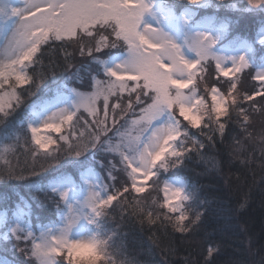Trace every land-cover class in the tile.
Returning <instances> with one entry per match:
<instances>
[{
    "label": "snow or ice",
    "instance_id": "1",
    "mask_svg": "<svg viewBox=\"0 0 264 264\" xmlns=\"http://www.w3.org/2000/svg\"><path fill=\"white\" fill-rule=\"evenodd\" d=\"M56 44L76 45L88 62L65 52L62 69L44 71ZM249 69L250 92L240 87ZM85 80L84 90L71 86ZM261 109L264 0H0V182L22 187L0 193V264H117L118 233L106 227L116 209L141 229L187 235L201 214L189 215L186 184L163 174L223 144L234 113L251 139ZM22 140L27 168L9 159ZM150 189L163 192L165 211L148 206Z\"/></svg>",
    "mask_w": 264,
    "mask_h": 264
},
{
    "label": "trees",
    "instance_id": "2",
    "mask_svg": "<svg viewBox=\"0 0 264 264\" xmlns=\"http://www.w3.org/2000/svg\"><path fill=\"white\" fill-rule=\"evenodd\" d=\"M253 27L250 22H242L237 31L251 39L255 34ZM65 52L72 53L70 59L75 65L89 60L79 55L74 44L65 45L63 52L59 44L54 45L53 51H47L46 46L44 71L50 62L62 69ZM211 67L207 77L209 84L216 82L214 68ZM65 74L58 70L57 79L63 82ZM87 83L85 80L84 85L71 86L84 89ZM254 83L249 84L248 80L242 79L240 87L249 91V85L252 91ZM236 120L234 113L223 144L217 142L215 148L206 147L202 154L192 152L180 168H172L163 174V179L176 177L185 180L187 190L192 194L186 204L189 215L201 214L193 230L182 236L175 233L170 224L166 232L158 226L150 228L145 225L141 229L136 217L129 216L130 210L123 213L121 220V212L116 209L115 218L110 217L106 227L109 230L115 228L118 233L113 240L118 250L115 256L117 264L125 257L135 264H205L209 247L214 249L210 264H264V156L260 152V146H264V109L252 114L248 125L251 139L241 131ZM237 140L240 144L236 143ZM241 145V151L237 152ZM3 147L4 142L0 141V151ZM25 148H30V144L22 140L15 154L9 156L13 164L18 163L23 168L33 163L30 151L26 152ZM241 158H249L251 162L242 165ZM13 186L22 191L18 182L11 181L7 184L0 182V193L7 192L11 196ZM149 191L151 195L144 194L148 197V206L154 212L165 211L158 207L162 203L160 191ZM153 198L157 205H152ZM241 204L246 206L241 208ZM52 212L54 209H45L41 215L51 216Z\"/></svg>",
    "mask_w": 264,
    "mask_h": 264
},
{
    "label": "rangeland",
    "instance_id": "3",
    "mask_svg": "<svg viewBox=\"0 0 264 264\" xmlns=\"http://www.w3.org/2000/svg\"><path fill=\"white\" fill-rule=\"evenodd\" d=\"M78 51V50H77ZM211 68H214V66L213 67H211ZM253 72H254V70L253 69H249V70H246L243 74H242V79H244V80H248V83L249 84H253V80L251 79V76H252V74H253ZM66 75L67 74H65V77H66ZM246 76V77H245ZM250 79H248V78ZM103 78V77H102ZM213 83H215V82H213ZM244 83V82H243ZM221 87H223V85H221ZM248 87V89H249V91H250V86L248 85L247 86ZM86 88V86L84 87V89ZM84 89H81V90H84ZM209 103H210V101H209ZM162 180H163V176H162V178H161ZM170 181H180V180H182L185 184H186V182H185V180H183L182 178H176V177H172V178H168ZM161 187H162V185H161ZM160 193L162 194V201H163V192L162 191H160ZM188 202L189 201H187L186 202V204H188ZM186 206V205H185ZM61 261H62V264H66V262H63V258H61Z\"/></svg>",
    "mask_w": 264,
    "mask_h": 264
}]
</instances>
